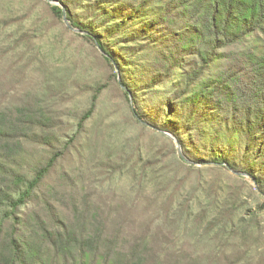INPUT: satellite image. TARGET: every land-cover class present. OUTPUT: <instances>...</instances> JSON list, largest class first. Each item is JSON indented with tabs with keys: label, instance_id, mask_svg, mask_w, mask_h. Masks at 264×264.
<instances>
[{
	"label": "trees",
	"instance_id": "16d2710c",
	"mask_svg": "<svg viewBox=\"0 0 264 264\" xmlns=\"http://www.w3.org/2000/svg\"><path fill=\"white\" fill-rule=\"evenodd\" d=\"M45 2L69 28L65 7L78 34L95 44L132 119L152 129L175 155L174 141L165 132L177 136L188 159L176 155L179 162L247 172L264 195V0ZM99 96L94 90L73 123L37 95L0 107V264H240L237 241L230 252L224 250L221 233L198 257L186 252L173 233L165 234L171 216L152 236L138 234L126 218V225L121 220L111 228L99 201L78 202L76 182L52 181L67 153L79 152L77 143ZM136 142L128 144L137 155L128 173L144 187L149 164L139 172L143 147ZM28 145L45 151L35 155ZM105 166L108 173L128 170L124 158ZM216 207H224L217 197ZM233 231L239 234L240 227Z\"/></svg>",
	"mask_w": 264,
	"mask_h": 264
},
{
	"label": "rangeland",
	"instance_id": "374dc122",
	"mask_svg": "<svg viewBox=\"0 0 264 264\" xmlns=\"http://www.w3.org/2000/svg\"><path fill=\"white\" fill-rule=\"evenodd\" d=\"M45 1L61 3L0 0V107L37 95L55 108L56 115L73 123V115L89 105L93 91L100 94L95 114L77 143L79 152L71 149L67 153L52 181L60 185L64 177L68 184L76 182L78 202L89 197L99 201L103 219L111 228H118L121 220L125 224L126 218L138 234L143 231L152 236L171 216L163 230L173 233L186 252L200 257L210 250L211 239L221 233L222 249L230 252V245L237 241L240 264L264 263V195L255 180L237 171L202 165L191 168L179 162L176 155L188 162L183 148L166 134L174 141L175 155L152 129L132 119L126 97L95 44L55 19ZM116 71L120 69L116 67ZM133 139L143 147L139 172L143 163L149 164L144 187L128 173L137 159L128 146ZM28 146L35 155L45 151L42 146ZM122 158L128 170L108 173L111 170L105 163ZM60 190L65 192L64 187ZM216 197L223 208L216 207ZM60 208L66 218H73L68 208ZM237 227L239 234L233 231Z\"/></svg>",
	"mask_w": 264,
	"mask_h": 264
},
{
	"label": "water",
	"instance_id": "95a60500",
	"mask_svg": "<svg viewBox=\"0 0 264 264\" xmlns=\"http://www.w3.org/2000/svg\"><path fill=\"white\" fill-rule=\"evenodd\" d=\"M50 1L53 2V0H50ZM54 1H56V0H54ZM55 3H56V4H61V3H59V2H54V4H55ZM64 18H65L66 23H67L71 28H74L75 30H77V31L80 32V30H79L78 28L72 27V26L70 25L69 20H68V18H67V12H66V8H65V7H64ZM131 97H132V96H131ZM166 134L170 135L171 138H172L174 141H176V143H177V145L179 146V148L182 149V145H181L179 139L177 138V136H176L175 134H173V133H171V132H166ZM237 173H238V174H241V175H243V176H248V177H250V174L247 173V172L237 171Z\"/></svg>",
	"mask_w": 264,
	"mask_h": 264
}]
</instances>
